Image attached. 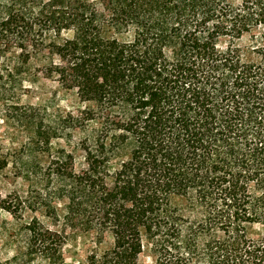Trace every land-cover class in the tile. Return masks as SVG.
<instances>
[{"label": "trees", "instance_id": "obj_1", "mask_svg": "<svg viewBox=\"0 0 264 264\" xmlns=\"http://www.w3.org/2000/svg\"><path fill=\"white\" fill-rule=\"evenodd\" d=\"M1 4L0 81L39 66L81 104L67 119L84 169L64 153L55 174L65 227L108 243L88 264L146 247L154 264H264V0ZM27 230L61 259L64 230Z\"/></svg>", "mask_w": 264, "mask_h": 264}, {"label": "rangeland", "instance_id": "obj_2", "mask_svg": "<svg viewBox=\"0 0 264 264\" xmlns=\"http://www.w3.org/2000/svg\"><path fill=\"white\" fill-rule=\"evenodd\" d=\"M252 36L246 35L236 46L251 49ZM5 75L0 73V77ZM24 76L29 78L21 85L6 78L0 81V199L16 211L13 215L0 209V261L49 264L33 247L27 230L36 219L61 235L62 230L66 232L61 259L54 264H62V258L64 264H88L89 257L106 249L108 243L99 247L93 235L65 227L67 204L62 200V180L55 174L64 153L74 155L77 172L84 169L80 135L69 129L67 119L81 104L75 92L45 78L39 66ZM41 138L48 139V145L40 143ZM137 262L155 263L150 248L146 247Z\"/></svg>", "mask_w": 264, "mask_h": 264}]
</instances>
